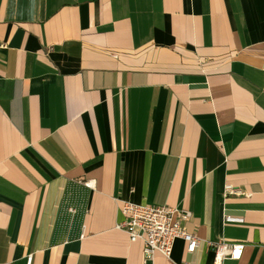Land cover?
Segmentation results:
<instances>
[{
    "label": "crops",
    "instance_id": "obj_1",
    "mask_svg": "<svg viewBox=\"0 0 264 264\" xmlns=\"http://www.w3.org/2000/svg\"><path fill=\"white\" fill-rule=\"evenodd\" d=\"M126 201L264 264V0H0V264H145Z\"/></svg>",
    "mask_w": 264,
    "mask_h": 264
},
{
    "label": "built area",
    "instance_id": "obj_2",
    "mask_svg": "<svg viewBox=\"0 0 264 264\" xmlns=\"http://www.w3.org/2000/svg\"><path fill=\"white\" fill-rule=\"evenodd\" d=\"M87 187L94 186L92 180H84ZM241 193L232 184H227L225 194ZM70 211H75L73 207ZM122 213L125 219L117 224L119 229L129 234L131 242L142 240L144 243V263L160 252L171 257L177 238H182L187 243V252L194 253L199 246V237L187 230L185 224L192 217V211L188 208H177L169 205L140 204L130 201L124 202ZM215 246V264H222L227 259L238 260L243 255L244 245L225 241L210 242ZM31 263V257L29 258ZM181 264H191L184 261Z\"/></svg>",
    "mask_w": 264,
    "mask_h": 264
}]
</instances>
